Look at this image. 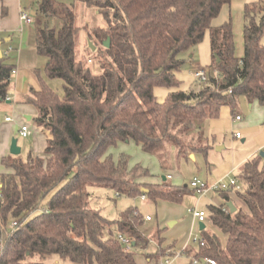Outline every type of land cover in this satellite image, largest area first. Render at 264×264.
I'll list each match as a JSON object with an SVG mask.
<instances>
[{"label": "trees", "instance_id": "obj_1", "mask_svg": "<svg viewBox=\"0 0 264 264\" xmlns=\"http://www.w3.org/2000/svg\"><path fill=\"white\" fill-rule=\"evenodd\" d=\"M231 1L74 0L96 9L106 21L89 33L98 43L97 71L88 64L91 57H78L73 3L37 2L35 49L46 57L45 75L63 80V94L59 97L42 81L40 90L26 99L37 110L36 126L48 133L43 152L1 159L8 171L0 172V264H45L52 255L68 264H136L134 252L125 251L115 233L127 234L136 248L147 249L150 240L138 229L143 217L130 207L119 218L107 219L90 207L87 187L177 202L187 191L171 183L168 172L154 182L148 167L130 165L128 154L114 156L111 149L132 142L156 156L164 170L168 152H205L207 146L200 142L204 120L216 117L222 105L234 107L238 95L264 108V0L244 6L241 57L235 55L231 18L212 25ZM206 34L212 73L198 89L177 88L159 102L154 87H177L179 54ZM107 38L108 47L103 44ZM1 51L0 102L7 99L14 70ZM237 181L239 189L218 190L223 202L208 205L211 225L226 240L222 243L205 226L199 229L203 244L193 257L203 264H210L205 258L215 264H264V151L245 161ZM227 201L235 205L233 212ZM12 221L16 225L10 228ZM155 240L164 241L160 230ZM156 256L157 251L146 257Z\"/></svg>", "mask_w": 264, "mask_h": 264}, {"label": "rangeland", "instance_id": "obj_2", "mask_svg": "<svg viewBox=\"0 0 264 264\" xmlns=\"http://www.w3.org/2000/svg\"><path fill=\"white\" fill-rule=\"evenodd\" d=\"M56 1L68 5L73 3L76 14V25L79 27L76 36L78 57L84 60L91 57L92 61L88 64L93 71H97L98 67L95 55L97 54L96 45L98 43H93L89 39V33L96 27L106 26V21L96 9L87 7L81 2H74V0ZM26 12L30 14V11ZM229 16L234 35L235 55L241 57L244 52V18L242 8L236 9L232 7L230 10V8L225 6L212 20V24L219 25L221 22L227 20ZM32 19L34 21L33 17ZM35 24L36 21L32 23V25ZM89 42H92L95 49H91ZM260 42L264 45V32ZM4 47L5 43L2 45V49ZM179 57L182 59V63L175 71L177 87L156 85L153 89L154 95L159 102H164L169 92L174 89L179 88L187 91L198 89L202 82L198 81L194 76L196 69L203 68L207 70V73H212L209 68L211 62L209 38H203L199 43L181 52ZM40 59V63L43 62L45 64L46 57L41 55ZM41 76L45 78L47 85L61 97L63 94V80L60 78H48L45 76L44 71ZM26 114L31 117L30 120L26 119L25 113H22L20 109L16 110L13 103H7L6 100L0 103V172L8 171L2 165L1 159L7 155H12L9 147L13 138L17 140V145L21 149L18 155L13 156L25 159L30 151L39 155L44 150L47 133L36 126L33 118L37 113L35 115L33 113ZM236 115H239L241 120H235ZM5 117L11 118L10 121H6ZM20 120L30 128L31 134L27 137L19 135ZM236 132L239 133V137L235 136ZM201 133L202 141L200 142L207 146L205 152L195 151L186 156L178 153L177 149H175L174 153L168 152L163 159L168 166L164 170L161 169L159 159L156 156L143 152L132 142L128 144L119 143L116 149H111L114 156H117L119 153L128 154L130 156V165L139 162L143 166L148 167L154 182L160 179L162 175H165V173L170 172L171 176L168 180L173 184L184 186L187 191L181 200L177 202L162 199L153 202L147 196L142 197L139 194L135 196L117 195L113 189L100 185H90L87 187L90 193V207L98 209L101 215L107 219L115 220L119 218L120 214L130 207L135 208L143 219L146 216L150 217V220L144 219L138 224L139 231L151 242L147 249L141 250L135 247L133 252L136 264H157L158 253V256L150 258V261L146 257L147 254L155 252L154 248L157 247V244L161 248L167 247L180 254L179 257L173 260V264H193V252L198 250L201 234L199 221L192 219V214L188 211L189 208L196 207L202 210L205 214L203 224L206 230L214 232L222 243L226 240L225 236L211 225L208 218V205L222 203L221 196L217 192H209L205 195L197 194L189 187V183L193 177L204 181L208 180L206 181L208 183L220 179L227 181L230 177L237 178L240 166L243 163L242 161L254 158L258 156L260 151H264L263 108L256 101L249 102L244 95H238L234 107L222 105L216 117L204 120ZM217 147L221 148L217 149ZM72 173L73 171L70 174ZM65 180L63 179L52 188L44 196L43 202L48 200ZM231 198L233 199L232 196ZM170 221L174 222L172 226L168 225ZM158 230L161 231V236L164 238V241L160 244L155 240ZM113 231L115 232V230ZM115 235L117 236V233ZM45 264L68 263L59 258V256L52 255L46 260Z\"/></svg>", "mask_w": 264, "mask_h": 264}, {"label": "crops", "instance_id": "obj_3", "mask_svg": "<svg viewBox=\"0 0 264 264\" xmlns=\"http://www.w3.org/2000/svg\"><path fill=\"white\" fill-rule=\"evenodd\" d=\"M38 1L39 0H0V47L1 50L5 52L9 62L14 66V72L11 75L6 102L13 103L16 110L20 109L22 113H25L27 120H30L31 117L26 113H33L34 115L37 113L36 108L26 102L27 97L31 95V91L40 90L42 81L47 85L45 78L41 76L46 62L45 64L43 62L40 63L41 55L38 54L35 49L36 25H32L36 19L35 9ZM256 1L258 0H232L229 4L222 6V8L226 6L230 8V10L232 7L236 9L242 8L243 10L245 4H250ZM26 11H30V14L34 18V21L31 23H26L20 18V14ZM229 18L230 16L228 19ZM205 39H208L207 34L205 35ZM3 43H5L4 49H2ZM33 75H35V77H33ZM19 122L21 124L24 123L21 120ZM245 161L246 160L242 161L243 163L240 166V170ZM168 174H170V172H168ZM230 195L233 197L236 204L241 205L240 201L235 198L233 192ZM192 219L195 220L194 217H192ZM200 223L203 222H199V224ZM155 249L156 248H154V250ZM147 260L150 261L148 258Z\"/></svg>", "mask_w": 264, "mask_h": 264}, {"label": "built area", "instance_id": "obj_4", "mask_svg": "<svg viewBox=\"0 0 264 264\" xmlns=\"http://www.w3.org/2000/svg\"><path fill=\"white\" fill-rule=\"evenodd\" d=\"M20 18L22 21H24L26 23H31L33 20L32 16L30 14H28L27 12H22L20 14ZM13 72H14V70L12 71V73ZM194 76L198 79V81L203 82V81L207 80L208 73H207L206 69L198 68L194 71ZM10 119L11 118H9V117L5 118V120H7V121H9ZM240 119L241 118L239 115L235 116V120H240ZM18 132H19V135L22 137H27L31 133L29 126L25 123L20 125ZM235 136L239 137V133L236 132ZM168 177H170V175H168ZM189 187L193 190V192L200 194V195H205L209 192H217L218 190H228V189H239L240 188V186L238 185V181H237L236 177H230V179H228L227 181H225L224 179H220V180L212 182V183H208V182L201 180L197 177H193L189 183ZM142 197H144V195H142ZM188 211L191 212L192 217H194L199 222L205 221V214L202 210H199L196 207H194V208H189ZM144 219L150 220V217L146 216ZM15 225H16V221H12V222H10L9 227L12 228ZM117 238L121 242L123 249L125 251H128V252L134 251L135 243L129 235L124 234V233H118ZM150 242H151V240H150ZM199 243L202 245L203 241L199 240ZM1 244L2 243L0 240V249H1ZM155 251H158L157 253L159 255L157 264H173V260L175 258L179 257V255H180L175 250L172 251V249L167 248V247L161 248L158 245H157ZM204 262H208L210 264H215L214 260L211 258H205ZM192 263L193 264H199V263H202V260L197 259V258H193Z\"/></svg>", "mask_w": 264, "mask_h": 264}, {"label": "water", "instance_id": "obj_5", "mask_svg": "<svg viewBox=\"0 0 264 264\" xmlns=\"http://www.w3.org/2000/svg\"><path fill=\"white\" fill-rule=\"evenodd\" d=\"M109 38H107L106 40L103 41V44L108 47L109 46ZM1 45V42H0ZM89 45L91 46V49H95V46L92 45V42H89ZM0 57H2V51H1V47H0ZM221 147H217V149H220ZM20 147L17 145V140L15 138L12 139L10 147H9V151L12 155H18L20 153ZM261 155H263V152H261ZM166 177L163 176V179H165ZM226 205L230 208V210L233 212L235 210V205L233 204L232 201H227ZM174 224L173 221H170L168 223L169 226H172ZM204 224L200 223L199 224V229H203L204 228ZM204 262V261H203Z\"/></svg>", "mask_w": 264, "mask_h": 264}]
</instances>
